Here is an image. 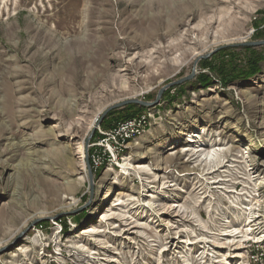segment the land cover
Wrapping results in <instances>:
<instances>
[{"label": "rangeland", "instance_id": "obj_1", "mask_svg": "<svg viewBox=\"0 0 264 264\" xmlns=\"http://www.w3.org/2000/svg\"><path fill=\"white\" fill-rule=\"evenodd\" d=\"M198 1L0 0V264H264V0L139 47ZM125 117L90 189L77 148Z\"/></svg>", "mask_w": 264, "mask_h": 264}, {"label": "bare ground", "instance_id": "obj_2", "mask_svg": "<svg viewBox=\"0 0 264 264\" xmlns=\"http://www.w3.org/2000/svg\"><path fill=\"white\" fill-rule=\"evenodd\" d=\"M221 4H223V2L221 0H208L206 4H202L199 1L196 2L195 7L193 8L192 11L183 10L182 11V15H179V19L178 20L174 19V24L171 25L170 28H167V31L164 32L163 34L160 33L161 28L159 29L160 31L158 30V28H156V29H154V28L148 29L147 33L145 34V38H143L144 40H142L140 42V46L139 47L140 48L147 47L154 39H161V38H164L165 36H170L171 34H175L176 31H177V28H181V27L187 26V23L186 22H187V19H188L189 16L192 15L191 16V20H190V22H191V21H193V20H195L197 18L202 17L207 12H210V10L213 7H216V6L221 5ZM219 19L221 21H223V23L224 22L230 23V25H228L229 27L227 26L228 28H224V32L228 31V33H235L238 30L239 25H238V23H236V21L232 17L231 18L228 17L227 18L228 20L225 19L224 17L223 18L222 17H219ZM234 26H235L236 29H234ZM45 27L46 26H42V25H37L36 27H34V25H31V23H30V25L28 27V30L30 32V35L33 34L35 37H41V34L43 33ZM231 27L234 30H232ZM45 37H46V41H48L49 36L46 35ZM33 44H34V41H33V43H30L28 45H26L25 43L18 42L17 45L15 46V48L17 50H19V51H20V48H22V49H24L23 52H25V51L28 52L29 49L32 48V45ZM12 75L13 74L11 73L10 76H12ZM76 75H78V74L76 73ZM19 76L20 75H16L14 77L17 78ZM11 104H14L15 105V101L12 100L11 101ZM77 155H78V158L80 159V161L83 162V164H82V167L83 168L82 169H84V167H85V163H84L85 154H83V149L80 146L77 148ZM213 172H215V171H213Z\"/></svg>", "mask_w": 264, "mask_h": 264}, {"label": "built area", "instance_id": "obj_3", "mask_svg": "<svg viewBox=\"0 0 264 264\" xmlns=\"http://www.w3.org/2000/svg\"><path fill=\"white\" fill-rule=\"evenodd\" d=\"M144 126L141 117L120 121L108 132L99 131L98 142L88 147L93 151L89 157L90 167L97 170L106 160L113 159L121 153L126 145L141 135Z\"/></svg>", "mask_w": 264, "mask_h": 264}, {"label": "water", "instance_id": "obj_4", "mask_svg": "<svg viewBox=\"0 0 264 264\" xmlns=\"http://www.w3.org/2000/svg\"><path fill=\"white\" fill-rule=\"evenodd\" d=\"M264 44V41L263 42H259V43H252V44H248V46H259V45H263ZM208 56H205V57H201L199 58L195 63H194V66H193V70H192V74L191 76L187 77V78H184L182 80H179L177 82H173V83H170L168 84L167 86L163 87L157 94L156 96V99L154 102H143L141 100H137V99H129V100H126V101H123V102H120L118 104H115L111 107H109L101 116V119L100 121H102L105 116L107 114H109L111 111H114V110H117V109H120V108H123V107H126V106H130V105H133V106H139L141 108H149V107H152L154 105H156L158 103V101L160 100L163 92L172 87V86H177V85H181L182 83L186 82V81H189L192 76L195 74V68H196V65H197V62L201 59H206ZM99 125V123H98ZM93 135V132H91V136ZM87 138V140L85 141V144H84V154H85V166H86V169H87V176H88V185L90 187V189H92V185H93V174H92V171H91V168H90V165H89V161H88V147H89V144H90V138Z\"/></svg>", "mask_w": 264, "mask_h": 264}, {"label": "trees", "instance_id": "obj_5", "mask_svg": "<svg viewBox=\"0 0 264 264\" xmlns=\"http://www.w3.org/2000/svg\"><path fill=\"white\" fill-rule=\"evenodd\" d=\"M252 69H253V67H252ZM200 79H201V81L203 82L202 85H206V84H207V80H205L204 77H201ZM129 107H135V106L130 105ZM130 117H131V116H130ZM130 117H125V118L122 119L121 121H124V120H126V119H128V118L130 119ZM97 136H98V134L95 132V134H94V138L97 137ZM98 137H99V136H98Z\"/></svg>", "mask_w": 264, "mask_h": 264}]
</instances>
